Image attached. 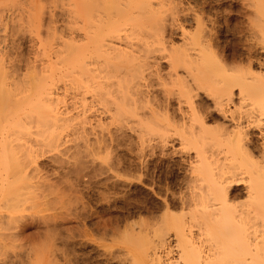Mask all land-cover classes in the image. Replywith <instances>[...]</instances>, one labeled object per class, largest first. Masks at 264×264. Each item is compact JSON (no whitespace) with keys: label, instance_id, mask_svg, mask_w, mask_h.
Here are the masks:
<instances>
[{"label":"bare ground","instance_id":"bare-ground-1","mask_svg":"<svg viewBox=\"0 0 264 264\" xmlns=\"http://www.w3.org/2000/svg\"><path fill=\"white\" fill-rule=\"evenodd\" d=\"M156 1L155 0H71L69 1L72 2L71 4H73V6L71 5V7L69 6V8H71L73 15L75 14L74 15V17H76L75 22H77V25L78 24L82 25L81 27L82 30L79 28L80 30L78 29V31L79 33H81L80 31H82L83 34L82 35L80 34V38L77 37L81 39L80 43L77 42V44H73V45L71 44L72 47L68 45L69 46L68 48L66 46H63V51L66 52H62L63 56L59 59L60 63L57 61L59 64L58 67L60 65L64 67L63 71L65 73L66 79L67 76H69L70 82H72L73 86L77 85L78 89L79 87L85 89V91L88 92L87 94H89V92H92L91 93L92 96L90 95V97L93 98L98 97V99L100 98L99 100L105 103L106 106L103 105L102 107H106L105 108L106 109L105 112L107 114L106 117L108 118L107 120H110V122L111 121L114 123L117 122V124L118 122L119 123L121 122L120 124H123L122 122L124 120H126L127 122L129 120V123L131 121L130 125L136 123V126L134 125L131 127L134 128L136 127V129L134 130H137L136 132L140 134L144 133L146 135L147 134L149 135L150 133L151 134L155 133L156 135L158 134L157 133L158 131L161 132L162 135H164L165 132L159 130L161 128L160 125L162 124L160 123L162 122L160 121L162 119V116L161 119L159 120L160 117L158 114L159 111L157 110L158 113L155 112V109L154 110L151 109L149 112H146L144 110L139 111L140 103L138 102H140L142 99H144L143 101H145L146 103L151 101L152 98L149 97L150 95L146 94L147 92L145 91L143 93V91L141 90L142 89L141 87L143 85H149L148 81H150L151 79L150 76L151 75L153 76L151 71H148L151 68L150 67L151 62H148V59L150 58L152 53H156L157 51H159V53L160 51L163 52L162 50L165 48L164 51L168 53L165 52L161 53L163 55L166 54L164 55V57L162 55L161 58L163 57V59H166L169 63L168 64L169 72L167 75L169 76L170 83L169 82L167 83L177 88L176 89L177 93L175 95L178 94L177 97L180 96V98H185L184 102L188 105L187 106L188 108H186V110H182L181 113L182 122L180 126H178L175 130L177 135H179L178 139L181 142V146L183 145L188 149H192L193 153L195 152L194 154L196 155L194 160L190 162L191 166L189 167L191 168L190 169L191 178H189L190 180H188V184H189L188 188H190V190L188 189L189 191L187 192L186 191L187 189L184 187L186 189L185 191L187 192V194L182 195V197L180 196L181 200L180 202L178 201L179 202L178 206L181 212H179V215H175L174 214L175 211L173 212L174 215H172V212H170L171 214H169L170 205L168 206L167 203L165 204L163 203L164 214L161 218L162 220L160 221L161 230L158 231L160 233L157 234L155 233L154 230V234L157 235L156 237L159 240V243L162 242L161 244L163 245L166 242V239H164V235L165 234L167 235V232L169 231L173 232V236H174L173 238H175L174 247L177 253L175 263H173L174 259L172 258L173 264H264V135L262 137V142L259 146L253 145L251 139L248 137L249 134L248 131L246 130L244 131L242 127L243 125L244 126L246 125V127H250V128L253 127L260 128L261 126L264 127V74L263 73L256 74L257 72L254 73L255 71L254 72L252 71V67L254 65V62L252 60L253 58L252 59L248 58L250 60L248 61V64H246L247 68H245L244 70L243 67H240V65L238 67L235 64H233V66H230L226 64L227 62L224 63L225 60L223 58L222 59L219 58L216 52L214 51L215 49L213 50L212 48L214 45L213 40L215 41L214 38H216L217 36L214 35V32L211 29L210 30L212 32H210V30L208 31L205 30L206 27L205 28L203 27L204 22L202 21L203 24L201 23V20L203 19L199 17L196 14V12L194 13L195 15H197L196 17H194L195 23H197L195 27L196 29L192 33L186 34L185 39L186 38L187 39L186 42L183 43L184 47L173 48L172 50L166 47L161 49L162 43H161V39H159V36L162 35L161 33L164 25L162 23L165 22L163 21L165 20V18L163 19V16L167 14H164L165 13L164 10L166 9H164L163 11L161 9L163 8L161 2L160 1L156 2ZM249 3L250 2H248V4ZM72 7L74 8V10ZM246 7H245L246 12L249 9L248 10L249 12L247 13H249V15L251 16L250 23L252 19V24L250 25L252 27L254 26V28L252 29L254 30L256 27L257 32L260 33V37H257L260 38L258 39L259 43L257 44H260V46L264 48V5L261 0H252V4H249V6ZM26 9L27 8H25V10ZM169 12L171 11L169 10L168 13ZM249 15L247 16L249 17ZM34 16L36 18V15ZM170 16L171 15H169V17ZM0 22L3 23L4 21H2L0 18ZM25 25L27 26V24ZM160 29H161V33H159ZM182 32H184L185 34L187 31L185 32V30L184 31L182 30ZM157 33L159 34L158 38L156 37ZM152 34L156 35L155 38L158 41L156 42L153 41L155 40V38L153 37ZM60 40L61 39H58V41ZM148 40L154 43H151L150 46ZM153 44L154 46H152ZM39 45H37L38 48ZM43 45L40 46L42 47ZM55 54H57V51L55 52ZM152 57L154 58V55L151 56V59H153ZM56 58L59 57L56 56L55 59ZM155 59L156 58H154V60ZM1 60H3V58L0 59V62L2 63ZM38 62L40 63V61ZM54 63L56 64V62ZM1 65L0 67H2L4 64L2 66ZM50 65L53 68V65L52 64ZM262 65H264V63H262ZM56 67L55 69H51V70L49 68V71L48 69L45 70L46 68L45 67L43 72L45 73L46 71H48L46 72L48 74H44L42 71H41L42 73L40 72L38 73V71L36 73L35 71L33 73L34 76L32 74L29 77L31 78L30 79L31 82L24 81L22 84L20 82L19 84L20 86H18L13 81L17 86H15V84L13 83L12 85L14 87L11 85L12 86L11 89L9 87L10 85H8V88L6 87L7 85L6 86L3 85V82H6L5 81L6 78H2V73H0V202H3L4 207L6 206V210H8V211H4L6 212L5 214L0 213V226L3 225L10 226L14 224V222L18 223V221L16 220H19L18 219L19 214L16 215V213L19 211L18 209L22 207L21 206L22 203H25V201L28 202L29 199L32 200L33 198H34L33 200H35V198L39 200L40 195L38 198L35 197L36 194L39 191H41L42 192L41 194H43V191H46L47 189L52 187L50 182H49L50 184L49 183L46 184V182L45 183L42 182L43 180L41 179H39V181H36L35 183L32 181L34 179H32L30 182V179L33 178L32 175L34 173L35 167L33 168L32 165L33 171L32 170L29 171L32 172L31 178H29L30 174L29 172H27V168L28 165H31L33 162H35L34 161L35 158L33 156L35 155L33 154L35 149L27 148L30 147V145L27 146L29 142L27 141L28 142L27 143L23 140L27 139L28 136L34 134L33 136L36 137V141L34 140L33 141L36 142L38 146L41 147V149L42 148L48 149L50 151L56 150L57 152V150H59L58 148L61 147L62 144V138L60 137L62 135L61 132L65 128L69 129L67 128V126H69L72 121L75 122L76 120L77 123L75 124L77 125L79 123L78 122L79 116L80 117L82 116L79 113L78 114L75 113L76 116L75 117L72 116V117L76 119L74 120L73 118V120L70 121L72 117L71 116L69 117V114L68 117L62 116V114L66 112V109L65 112H62L58 109L57 101L60 98H57L58 96L55 98L54 92L51 91L52 90L51 86L55 84L53 78L54 75L57 73ZM179 68L184 70L183 74L179 73ZM145 70L148 71L149 74H147V72H144ZM0 71H2V69ZM60 71L58 72L60 73ZM155 73L154 75L157 74V77H160L159 75L161 73L160 74L159 72L156 74ZM60 82L62 81L60 80ZM234 89H237L236 96L238 97V104L236 105L234 104L235 108H233V110L227 111L226 109L223 108V106L224 105L227 106L229 102H233L232 98L235 93ZM196 90L197 91L202 90L204 93H206L214 100V105H213L214 109L217 108L219 112L222 111L223 113L222 112L221 113L223 114L224 119H226V117L228 116V119H230L234 123L235 130L231 128V130L233 131H229L226 127L225 128L227 130L207 127L208 125L206 124L207 118L201 113L200 109L197 108L196 105H194V102L192 100V98L195 96L194 91ZM192 93L194 95L193 97H192ZM154 97L155 96H153V98ZM139 98H141L140 101ZM83 100H81V104ZM99 104L102 105L101 102ZM142 105H144V102ZM158 105L156 106L157 108H159ZM146 109L147 108H145V110ZM102 113L104 114L103 111L101 112V114ZM165 116L168 115L166 114L163 115V117ZM82 118L84 117H81V120H83ZM84 123L86 122H83V124ZM124 123L126 125L125 121ZM79 125L81 124L79 123ZM174 125L177 124H173V126ZM173 126L172 128L174 129ZM164 127L165 129H167L165 124ZM80 128H78L79 131L78 130L77 131L82 133L83 127L80 126ZM119 128L121 127L119 126ZM169 129L170 128H168L167 130L169 131ZM106 130L108 131V129ZM81 133L78 135L80 136L79 139L82 138ZM108 134L110 136V133ZM83 141L85 142V140ZM211 146L212 147L214 146V148L216 147L220 152L223 153V155H221L222 158L211 157V155L210 156L207 155V153L209 152L208 150L209 148L213 150ZM28 149L29 151H27ZM217 149L215 152H217ZM87 150L88 149H86V151ZM96 151L97 150L95 151L93 150V152ZM215 167H217L216 168L217 170L215 169ZM218 168L221 169L220 170L221 172L218 170ZM215 171L216 172L218 171L219 173L217 174ZM42 178H44L45 180V177ZM238 183L243 184L245 186L244 189L246 193L244 195L245 200L241 203L235 204V202H232L233 197L231 196L232 194L231 186L233 184L237 185ZM54 188L57 190L56 186H54ZM50 189L51 191L55 190L53 188ZM56 194L58 195V193ZM42 199L41 202H43ZM1 204L2 203H0V206L3 205ZM33 204L35 206V203ZM31 206L33 207V205ZM42 207L44 208V206ZM57 207H60V205ZM51 208H53V206ZM31 209H34V207ZM64 211H66V209ZM46 213H48V209ZM43 223L45 225L46 222L43 221ZM15 224L13 226L16 227ZM194 226L199 230L197 236L192 232V227ZM48 228L49 227L47 225L46 229ZM151 228L153 229V227ZM154 237L155 236H153L152 238ZM87 241H89V239ZM161 244H159L160 247ZM149 246L150 245L145 243L144 240V244L140 248L137 247L138 249L135 250L136 252H134L132 257L131 256L126 257L127 259L131 258L129 261H127L129 262L127 264H153V261L155 263L156 260L159 262L160 259L159 256L156 257L157 255H154L155 250L153 251L154 254H152V256L148 253L150 252L148 251V249L150 248ZM152 247L156 248L154 245ZM170 248L172 247H169V249ZM36 253L37 252H35V254ZM40 254H42V252ZM35 256L37 257V255ZM41 257L39 258L40 260ZM56 259H54L55 262ZM48 261H51V259ZM45 262H47V260ZM55 262L53 261V264ZM57 262L60 263L61 261L60 262L57 261Z\"/></svg>","mask_w":264,"mask_h":264},{"label":"rangeland","instance_id":"rangeland-1","mask_svg":"<svg viewBox=\"0 0 264 264\" xmlns=\"http://www.w3.org/2000/svg\"><path fill=\"white\" fill-rule=\"evenodd\" d=\"M66 1L0 0V18L2 21H4L3 23L0 22V59L3 58V60H1L2 63L0 62V65L4 64L3 66L1 65L3 68L0 67L2 69L0 73H2V78L7 79H5L6 82H3V85H7V88L8 85H10L9 87L11 89L14 82L18 86H20V82L21 84L24 81L31 82V78L29 77L35 71L36 73L37 71L38 73H42L45 67V70L48 69L49 71V68L50 70L55 69L57 65V73L53 78L56 85L53 84V86H50L52 87L51 91H53L55 94L54 97L56 98L58 96L57 98H60L58 99L59 102L57 101L58 109L62 112H65L66 109L67 113L65 112L64 114H62L63 117H68V114L69 117H75L78 113L82 115L81 117H84L82 118L83 120H81L80 116L78 118V122L81 125H79V123L76 125V118H71L70 121H72L74 118L75 122L72 121L73 123H69L71 125L67 126V128L69 129L65 128L61 132L62 135L60 137L62 138V144L64 145L61 144V147L58 148L59 150H57V152L56 150L50 151L48 149H41V147H39L38 144L34 142L36 141V137L33 136L34 134L28 136L29 140L31 141L28 140L27 136V139L24 138L25 140L23 141H28L30 143H26L27 146L30 145V147L27 148L35 149V151L33 150V154L36 155H33L35 158V162H33L31 165H28L27 168V172L32 170L34 167L35 169L37 168L36 170L34 169V173L32 175L33 178H31L32 172H29V178H31L30 182L32 179H34L32 180L34 183L41 179L43 180L42 182H46V184L50 182L52 186L50 188L55 189L54 186H56L57 190L52 189L53 191H51V189L49 188L46 191H43V194H41L42 192L39 191L38 193L40 194L37 193L35 196L39 198L40 195L39 200L37 198L33 200L34 198L32 197V200L29 199L28 202L25 201V203H22V207H20L18 209L19 211L16 213V215L19 214V218L17 217L19 220H16L18 221V223L14 222V224L16 223V227L13 226L14 224L10 226H0V264H47L48 262V264H50L51 262V264H53V261L55 262L54 259L56 258V264H64L66 263V261V264H127L129 263L127 261H129L131 258L127 259L126 257H132L134 252H136L135 250H137L144 244V240L145 243L150 245V248L148 247V251H150L151 253H148L152 256V254H154L153 251L155 250L154 255H157L156 257L159 256L160 258L159 262L156 260L155 263L153 261V264H173L175 263V259L177 256V253L175 251L176 249L174 247L175 238H173V232L169 231L167 232V235H164V239H166L165 243L167 244L164 243L162 245V242L159 243V240L156 237L157 235L154 234V230L156 234L160 233L158 231L161 230L160 221L162 220L161 218L164 214L163 203H167L168 206L170 205L169 214H171L170 212H172V215H179V212H181L178 205L182 195H186L190 190V188H188V180H190L189 178H191V168L189 167L191 166L190 162L194 160L196 154H194L195 152L193 153L192 149H188L183 145L182 147L181 142L178 139L179 135H177L175 129L180 126L182 122V110H186V108H188V105L184 102L185 98H180V96H178V98V94L175 95L177 93V88H175V86L173 87L172 85H169L170 79L167 75L169 72V63L166 59H163L164 55L166 54L163 55L161 53H168L164 51V47L170 50H172L173 48L184 47L183 43H185L187 39H185L186 34L192 33L196 29L195 27L197 23H195L194 17L198 15L203 19L201 20V23L202 21L204 22L203 27H206L205 30L208 31L211 29L214 32V35L217 36L216 38H214L215 41L213 40L214 45L212 48L213 50L215 49L214 51L219 58H223L225 60H223L224 63L227 62L226 64L230 66H233V64H235L238 67L240 65V67H243L244 70L245 68H247L246 64H248V61L253 58L252 60L254 62V65L252 67V71H255L254 73L257 72L256 74H264V65H262V63H264V48L260 46V44H257L259 43L258 39H260L257 37H260V33L257 32L256 27L254 30L252 29L254 28V26L252 27L250 25L252 24V19L250 23L251 16L249 15V13H247L249 12V9L247 10V12L245 10L246 6L252 4V0H155L156 2H161L163 6V8H161L162 11L166 9L164 10V14L168 15L167 16L162 13L164 15L163 19L165 18V20L163 21L165 22L162 23L164 24L162 33L161 29L159 32L162 34L160 35L161 37L158 33L156 34L157 36L152 34L154 38L155 36L157 38L159 36V39H161L162 43L161 49H164L162 50L163 52L160 51L159 53V51H155L156 53H152V55L150 54L151 56L154 55V58H156L155 60L153 57V59H151V56L149 55L150 58L148 59V62H151L150 67L152 69L150 68V70L148 71H151L153 76L151 75V79L149 78V85H143L141 87L143 93L145 91L147 92L146 94L150 95L149 97L152 98V102L150 101L146 103L145 101H143L144 99L140 101L141 98H139L140 102L138 103H140L139 111L144 110L146 112H149L151 109H155V112H157V110L159 111V113L157 112L160 116L159 120L161 119V116L163 119L160 120L162 121L160 122L162 123L160 127L162 129L164 128L163 130L161 128L159 130H161L162 132L164 131L165 133L164 135H162L161 132L157 131L159 135L150 133V136L148 134L146 135L144 133L140 134L136 132L137 130H134L136 129V127H131L134 125L136 126V123H132L133 125H130L131 121L129 123V120L128 122L124 120L126 122V125L124 121L122 122L123 124H120L121 122H118V124L117 122H115V125V123L112 121L111 123L110 120H107L108 118L106 117V107H102L103 105L106 106L105 103L99 100L100 98L98 99V97H90L92 92H89V94H87L88 92L85 91V89L80 87L78 89L77 85L73 86L72 82H70V77L67 76L66 79L65 73L63 71L64 67H62V65L58 67V62L60 61L59 59L63 56L62 52H66L63 51V46H66L68 48L69 46L72 47L71 44H77V42L80 43V34H83L82 31H80L81 33H79L78 31L79 28L81 29L82 25H77V22H75L76 17H74L75 14L73 15L71 8H69V6H73V4H71L72 2H69L71 0ZM261 1L264 5V0ZM248 2L250 3L248 4ZM25 8L27 9L25 10ZM167 8L171 11L169 12L170 14L168 13L169 10ZM37 12L39 15L37 14ZM195 12L197 15L194 14ZM34 15H36V18ZM169 15L171 16L169 17ZM247 15H249V17ZM24 23L27 24V26ZM32 24L34 26H37H35L36 29ZM182 30H185V32H187L184 34ZM211 30L210 32H212ZM58 39L61 40L58 41ZM153 41L156 42L158 40L155 38V40ZM148 42L149 45L151 43H154L150 42V40H148ZM39 44L44 45L41 47ZM37 45H39V48ZM152 46H154V44ZM55 50L57 51V54H55ZM162 55L163 57L161 58ZM54 56H58L59 58H56L58 60H56ZM38 61H40V63ZM54 62H56V64ZM50 64L53 65V68ZM58 71H60V73ZM148 71L145 70L144 72H147V74H149ZM155 71L156 73H161L159 75L160 77H157ZM46 72L43 73L48 74ZM154 73L156 75H154ZM179 73L183 74L184 70L179 68ZM60 80L63 83L60 82ZM67 80L70 85L68 84ZM16 84L15 86H17ZM194 92L196 97L193 95ZM194 92L192 93V97L194 96L192 100L194 102V105H196L197 108L200 109L201 113L207 118V127L216 129L227 128L229 131H233L231 130L232 128L235 130L234 123L230 119H228V116L226 117V119H224V116L222 114L223 112H219L217 108H215L217 110L214 109V100L210 96H208L202 90H196ZM234 92L235 93L232 98L233 102H229L227 106H223V108L227 111L233 110V108H235V105L238 104V97L236 96L237 89H234ZM152 95L155 97L153 98ZM83 99H85L86 101ZM153 99H155L156 101ZM81 100H83L82 104ZM100 102L102 103V105L99 104ZM143 102L144 105H142ZM157 105L159 106V108L156 107ZM140 106L143 108H141ZM145 108L147 109L145 110ZM102 111L104 112V114H101ZM164 113L168 116L163 117V115H165ZM94 121L97 124H95ZM83 122L86 123L83 124ZM164 124L166 125L167 129L170 128L169 131L165 129ZM167 124L170 125L168 126ZM173 124L177 125L173 126ZM80 126L83 127L82 133L78 132V128H80ZM119 126L121 128H119ZM172 126L174 127V129L172 128ZM242 127L244 131H248V137L251 139L252 144L259 146L264 135V127L261 126L260 128H250L246 127V125H243ZM106 129H108V131ZM131 129H133L134 131ZM116 130L119 132H117ZM107 132L110 133L111 139ZM173 132L175 135L173 134ZM80 133L83 139H79L80 136L78 135ZM73 136L76 138H74ZM83 140H85V142ZM142 140L144 143L142 142ZM101 141L104 143H102ZM212 148L213 150L211 148L208 149L209 152L207 153V155H211V157L222 158L221 155H223V153L220 152L216 147L214 148V146ZM86 149L88 150L86 151ZM216 149L217 152H215ZM93 150L97 151L93 152ZM27 151H29V149ZM216 168L217 167H215V169ZM218 170L220 171L221 169L218 168ZM216 173L218 174L219 172L217 171ZM42 177H45V180ZM244 188L245 186L240 183H238L237 185L233 184L231 186V196L233 197L232 202H235V204H237L245 200L244 195L246 191ZM56 193H58V195ZM41 199L43 202H41ZM35 201L37 202V204ZM0 203L3 204H1L2 206H0L1 208H3H0V213L5 214L6 212L4 211L8 210H6V206L4 207L3 202ZM33 203H35V206ZM170 203L174 205H171ZM31 205H33L34 209H31L33 208ZM59 205L62 208L57 207ZM42 206H44V208ZM52 206L53 208H51ZM64 207L67 213L66 211H64ZM47 209L48 213H46ZM50 220H52L53 222ZM43 221L46 222L45 225H48V229H46L47 225L45 227ZM151 227H153V229ZM47 230L51 232L49 233ZM198 231V228H196L195 226L192 227V232L196 236L198 235ZM46 234L48 235V237ZM152 234L156 238H152ZM129 236H132L133 238H130ZM88 239L89 241H87ZM158 243L161 244V247ZM152 244L156 248L152 247ZM169 247L172 248L169 249ZM35 252L37 253L35 254ZM41 252L43 255L40 254ZM35 255H37V257ZM39 255H41L42 257ZM40 257L41 260L39 259ZM50 259L51 261H48ZM46 260L47 262H45ZM57 261L61 262L58 263Z\"/></svg>","mask_w":264,"mask_h":264}]
</instances>
